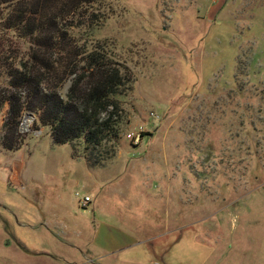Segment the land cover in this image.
<instances>
[{
  "label": "rangeland",
  "instance_id": "1",
  "mask_svg": "<svg viewBox=\"0 0 264 264\" xmlns=\"http://www.w3.org/2000/svg\"><path fill=\"white\" fill-rule=\"evenodd\" d=\"M28 1L0 8V100L38 52L44 13L130 86L101 167L36 116L13 128L5 105L0 264H264V0ZM36 4L44 15L24 26ZM138 127L151 135L136 146Z\"/></svg>",
  "mask_w": 264,
  "mask_h": 264
},
{
  "label": "trees",
  "instance_id": "2",
  "mask_svg": "<svg viewBox=\"0 0 264 264\" xmlns=\"http://www.w3.org/2000/svg\"><path fill=\"white\" fill-rule=\"evenodd\" d=\"M51 1L43 3L46 6ZM24 2L29 1L0 0V8ZM59 3H64L58 8L66 17V1L56 5ZM38 7L36 4L25 12L21 24L31 23L27 20L29 15H41ZM44 14L47 17L41 27L29 34L33 41L38 40L31 68L30 62L22 60L13 66L9 75L11 89L0 100V112L8 105L13 128L19 129L23 113L30 111L37 117V127L50 129L55 144H71L74 150L80 147L91 167H101L114 155V150H108L104 143H117L121 139L124 123L121 97L129 90V80L106 51H90L87 46L84 51L78 50L77 36L61 33L57 26L52 28L54 19ZM66 82L71 83L67 93ZM13 89L17 92L11 93ZM2 145L6 151L13 150L10 145Z\"/></svg>",
  "mask_w": 264,
  "mask_h": 264
},
{
  "label": "built area",
  "instance_id": "3",
  "mask_svg": "<svg viewBox=\"0 0 264 264\" xmlns=\"http://www.w3.org/2000/svg\"><path fill=\"white\" fill-rule=\"evenodd\" d=\"M153 117L158 119L156 115H154ZM144 134L145 131L143 127H138L134 130V132L130 133L129 138L131 139L134 145L138 146L143 140ZM77 196H79V194H77ZM80 202L83 205V207H86L92 202V200L89 196H86L84 199H81Z\"/></svg>",
  "mask_w": 264,
  "mask_h": 264
},
{
  "label": "crops",
  "instance_id": "4",
  "mask_svg": "<svg viewBox=\"0 0 264 264\" xmlns=\"http://www.w3.org/2000/svg\"><path fill=\"white\" fill-rule=\"evenodd\" d=\"M24 161H25V160H24ZM13 167H14V166H13ZM9 171H10V170H9ZM16 174H17V173H16ZM22 174H23V173H20V174L18 173V174L16 175V178L18 177L16 180L20 181V183L23 184ZM10 181H11V180H10ZM91 203H92V202H91ZM91 203H90V204H91ZM7 245H9V244H7ZM39 254H41L42 256H45V255L47 256V253H46V252H35V253H34L35 256H37V255H39Z\"/></svg>",
  "mask_w": 264,
  "mask_h": 264
},
{
  "label": "water",
  "instance_id": "5",
  "mask_svg": "<svg viewBox=\"0 0 264 264\" xmlns=\"http://www.w3.org/2000/svg\"><path fill=\"white\" fill-rule=\"evenodd\" d=\"M28 116H29V117H32L33 119L35 118V115H34V114L27 112V113L24 115V118H23V121H22V124H21V127H20L21 131H23L24 120H25L26 117H28Z\"/></svg>",
  "mask_w": 264,
  "mask_h": 264
},
{
  "label": "bare ground",
  "instance_id": "6",
  "mask_svg": "<svg viewBox=\"0 0 264 264\" xmlns=\"http://www.w3.org/2000/svg\"><path fill=\"white\" fill-rule=\"evenodd\" d=\"M29 117V116H28ZM24 120V125H23V131H26L27 130V127H28V121H27V118Z\"/></svg>",
  "mask_w": 264,
  "mask_h": 264
}]
</instances>
